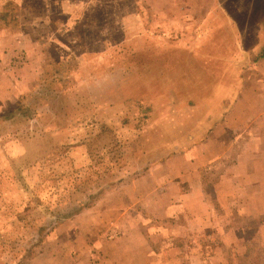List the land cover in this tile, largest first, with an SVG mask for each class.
<instances>
[{
	"label": "rangeland",
	"instance_id": "obj_1",
	"mask_svg": "<svg viewBox=\"0 0 264 264\" xmlns=\"http://www.w3.org/2000/svg\"><path fill=\"white\" fill-rule=\"evenodd\" d=\"M262 59L264 0H0V264H162L166 249L169 264H264V160L201 241L188 222L165 235L178 229L152 191L167 159L202 154L222 94L259 92ZM244 149L206 171L221 214ZM136 223L143 241L126 243Z\"/></svg>",
	"mask_w": 264,
	"mask_h": 264
},
{
	"label": "crops",
	"instance_id": "obj_2",
	"mask_svg": "<svg viewBox=\"0 0 264 264\" xmlns=\"http://www.w3.org/2000/svg\"><path fill=\"white\" fill-rule=\"evenodd\" d=\"M256 66L258 67H256V79L260 86L259 92L257 94H237L240 90H236L235 94H222L227 96L219 102V107H215L217 109L214 111V115L218 116L217 120H213L211 128L208 129L207 127L202 130L201 137L203 140L200 142L202 145V154L197 158H193L192 155H190L191 151H188L189 154L185 155L180 162L184 168L182 170H178L173 166V164L176 163L175 160H177L174 157L167 159L158 168L161 175H164V179L161 180L159 185L154 183L155 188H152V191L164 194L166 201L168 199V202H164L166 206L163 209L161 217L166 221L173 220L171 222L176 224L175 228L178 229L177 232L175 231L173 233H168L166 231L165 235H167V237L171 238L175 235L174 233H176L175 237H181L183 233H186L188 224L183 222L190 223V225L196 227L198 230L204 227H216L218 223L227 221L229 224V219L233 215V207L237 202L236 200L232 201V198L229 196L234 194L233 190L236 189V185L247 177V173L243 171V167L245 166L244 163H247L249 159H252V163H259L264 160V69L261 70V68H263L262 66H264V59L256 63ZM253 79H255L254 76ZM244 85L245 80L241 79L240 89ZM234 89L235 88H232V91H234ZM237 145L241 146V148H245L243 152L245 151L246 153L242 152V155H239L237 160L234 159L231 164L229 162V165H227L220 175L218 188L222 193L219 191L218 193L221 194L222 201H225L223 203L220 202L221 207L224 209V212L221 214V212L217 211L213 206L214 203L209 201L207 197L206 179L208 180L210 173L206 171L208 168H212V166L223 162L224 159H229L227 156L231 152L230 150ZM245 154L248 158L244 161ZM205 172L206 174H204ZM154 174H156V172L152 174L149 173L148 177ZM162 183L163 186H160ZM173 183L179 190L182 188L181 184L187 183L185 187L186 191H176L179 198L175 200V202L172 201L171 190L168 192L164 188L167 184ZM156 187L160 188L156 189ZM149 191L150 189L148 188L146 192L143 190L141 193L144 195L148 194ZM145 203L149 206V210H151L152 202ZM132 207H134V205ZM153 215L155 216V213ZM179 220L181 223H178ZM137 226L138 223H136V226H132V231L125 232L126 234L122 239L126 240V237L130 239V241L128 242L127 240L126 243H132L137 240L143 241L141 240L142 235H140L138 228H136ZM221 230L216 237L218 240L221 239V242L227 243L228 240L224 235L227 232L230 234V230L228 229L226 232H224V229ZM202 236H205L202 230L198 231L195 235L196 239L200 241ZM143 247L146 248L145 244ZM150 252L152 253L150 250L147 253L149 254ZM170 252L169 249H166L161 253L162 264H169V262H165V260H167L166 255L170 254ZM216 253H218V251ZM216 253L215 256L210 257V262L213 264H215V261L219 260L216 257ZM156 255L157 254H154L153 256L155 257ZM138 258L141 260L143 257L138 256ZM130 261L134 264H138L136 263L138 261H133V258L129 259V263ZM120 264H125V261ZM139 264L147 263L146 261H140Z\"/></svg>",
	"mask_w": 264,
	"mask_h": 264
},
{
	"label": "trees",
	"instance_id": "obj_3",
	"mask_svg": "<svg viewBox=\"0 0 264 264\" xmlns=\"http://www.w3.org/2000/svg\"><path fill=\"white\" fill-rule=\"evenodd\" d=\"M248 257H249V255H247ZM247 264H249V263H247Z\"/></svg>",
	"mask_w": 264,
	"mask_h": 264
}]
</instances>
